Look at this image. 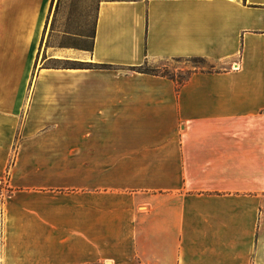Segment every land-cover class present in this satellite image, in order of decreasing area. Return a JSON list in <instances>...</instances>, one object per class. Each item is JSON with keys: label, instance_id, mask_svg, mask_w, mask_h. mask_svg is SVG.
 Returning <instances> with one entry per match:
<instances>
[{"label": "crops", "instance_id": "crops-1", "mask_svg": "<svg viewBox=\"0 0 264 264\" xmlns=\"http://www.w3.org/2000/svg\"><path fill=\"white\" fill-rule=\"evenodd\" d=\"M75 1L0 0V264H264V0Z\"/></svg>", "mask_w": 264, "mask_h": 264}, {"label": "rangeland", "instance_id": "rangeland-1", "mask_svg": "<svg viewBox=\"0 0 264 264\" xmlns=\"http://www.w3.org/2000/svg\"><path fill=\"white\" fill-rule=\"evenodd\" d=\"M61 1V0H60ZM62 5L59 3V0H55L54 5H53V9H52V15L50 18V26L48 29V33L46 35V40L44 45L42 46V50L40 53V57H39V66L45 65V66H49V65H56V63L53 62H45V57H46V50H47V45H46V41H47V36L49 34L50 31V27L53 21V18L55 16V12L58 9V7L61 5V15L58 18L60 22L61 19L65 18V15L68 14L69 9L71 7V4L74 6L75 10H78L77 13L73 12V15L75 16H80V14H82V11L80 10V6H76L75 4L78 3L75 0H62ZM81 5V4H80ZM67 17V16H66ZM90 23V22H89ZM53 42H61L58 39H53ZM58 41V42H57ZM77 46H81V47H89L90 45H77ZM214 65L206 60L203 59H179V60H168V61H160L157 63H153V62H147L146 64H144L141 67L142 71H157L159 73H163V74H174L176 76V78L179 79H186L188 78V76H190L195 70L198 69H211L213 68ZM96 264H100V263H96Z\"/></svg>", "mask_w": 264, "mask_h": 264}, {"label": "trees", "instance_id": "trees-1", "mask_svg": "<svg viewBox=\"0 0 264 264\" xmlns=\"http://www.w3.org/2000/svg\"><path fill=\"white\" fill-rule=\"evenodd\" d=\"M86 48H90V46H89V47H86ZM81 66H82V65H81ZM132 70H134V71H138V72H145V73H150V74H155V75L165 76V77L171 78V79H173L174 81H176V82L178 83V85H181V84L185 83L186 80H187V78L184 79V80L179 79V78H176V76H175L174 74H168V73H167V74H163V73H159V72H157V71H142V70H141V67H134V68H132ZM188 77H189V76H188Z\"/></svg>", "mask_w": 264, "mask_h": 264}, {"label": "built area", "instance_id": "built-area-1", "mask_svg": "<svg viewBox=\"0 0 264 264\" xmlns=\"http://www.w3.org/2000/svg\"><path fill=\"white\" fill-rule=\"evenodd\" d=\"M239 65L236 63V65H234V69H238Z\"/></svg>", "mask_w": 264, "mask_h": 264}]
</instances>
